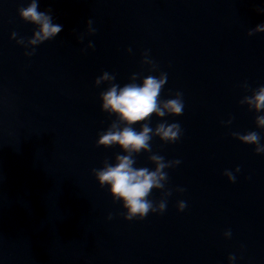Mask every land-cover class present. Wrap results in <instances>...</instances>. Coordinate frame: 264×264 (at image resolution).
<instances>
[{"label": "water", "instance_id": "95a60500", "mask_svg": "<svg viewBox=\"0 0 264 264\" xmlns=\"http://www.w3.org/2000/svg\"><path fill=\"white\" fill-rule=\"evenodd\" d=\"M29 2L0 0V264H229V254L252 264L258 153L232 132L260 131L240 100L264 84V32L248 34L264 23V0H39L63 28L26 56L11 33L34 36L18 12ZM104 71L121 85L166 72L160 96L183 93L182 114L150 121L179 122L180 139L153 136L134 154V167L154 169L153 153L181 161L164 169L163 213L126 219L92 172L126 154L96 143L116 119L101 108Z\"/></svg>", "mask_w": 264, "mask_h": 264}, {"label": "clouds", "instance_id": "9594fccd", "mask_svg": "<svg viewBox=\"0 0 264 264\" xmlns=\"http://www.w3.org/2000/svg\"><path fill=\"white\" fill-rule=\"evenodd\" d=\"M39 0H30L26 6L21 5L18 9L19 15L26 22H30L37 27L34 30V36L28 38L25 44V38L18 36L17 32L11 33L12 38L16 42L23 45L25 55L32 56L36 49L28 48L30 45H38L45 40L53 39L61 32L63 25L53 22V17L50 12L38 10ZM264 12V9H260ZM87 32L95 33L93 21H87ZM255 32H264V23H259L253 29H249L248 34L252 35ZM82 38V37H81ZM94 47V44L91 45ZM131 52V48L128 49ZM143 62L150 65L152 70L157 68L156 63L150 58L149 50H145ZM140 78V82L138 81ZM168 79L166 72H160L158 76L147 75L141 76L140 73H133L130 82L123 85L115 82V74H110L104 71L102 75L97 76L95 84L100 86L107 82L108 87L100 92L102 100L101 108L110 116L115 114L116 119L106 128L98 133L97 145L111 147L119 145L126 154H117L114 163L105 161L104 166L93 168L92 172L98 180L101 187L107 186L108 191L116 201H121L122 206L126 209L124 216L126 219L139 218L143 219L149 212L163 213L166 209V197L171 195V189H166L168 174L164 169L174 167L181 163L179 159L165 160L160 155L153 153L150 159L155 162V168L149 167H134L135 155L143 151H150L153 136L167 143H174L180 139L183 134V129L179 122L162 120L153 128L150 125L152 114L155 113L158 117L166 115H180L184 109L183 93L177 90L171 98H162L160 96L163 86ZM246 90L250 88L247 81L242 84ZM250 95H244L240 103H247L250 110H254L257 115L255 122L258 128L264 129V84H260L256 88L250 89ZM139 124L137 128L135 125ZM224 124L230 125L232 118L227 121H222ZM232 135L240 141L255 145V152L264 154V143L261 142L260 134L255 130H250L245 133L232 132ZM236 172L240 171L237 165ZM224 175L230 181H236V175L230 169L224 170ZM164 190L163 198L158 202L150 198L152 190ZM178 191H184L183 188H178ZM178 209L183 211L186 207L184 200L178 201ZM111 219V213H109ZM232 235L231 229L224 232L226 238ZM229 264H234L236 256L229 254Z\"/></svg>", "mask_w": 264, "mask_h": 264}]
</instances>
